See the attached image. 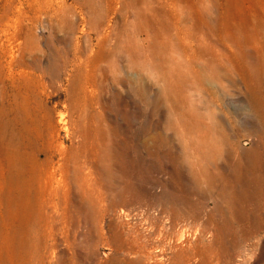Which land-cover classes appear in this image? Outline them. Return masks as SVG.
<instances>
[{"label": "rangeland", "instance_id": "374dc122", "mask_svg": "<svg viewBox=\"0 0 264 264\" xmlns=\"http://www.w3.org/2000/svg\"><path fill=\"white\" fill-rule=\"evenodd\" d=\"M0 264H264V0H0Z\"/></svg>", "mask_w": 264, "mask_h": 264}, {"label": "bare ground", "instance_id": "6f19581e", "mask_svg": "<svg viewBox=\"0 0 264 264\" xmlns=\"http://www.w3.org/2000/svg\"><path fill=\"white\" fill-rule=\"evenodd\" d=\"M15 115L12 117L11 124L6 123L2 125L3 135H2V151L6 159V163L8 164L9 169H16L19 170L18 172L21 173L18 176V180L21 182L23 180L22 171L23 168L26 166L25 160H28L29 163L32 162V155L28 154L24 151V147L28 141L27 138L30 137L31 132L28 130L19 118L17 111L15 110ZM5 115V114H4ZM2 115V116H4ZM8 122V121H7ZM13 123V124H12ZM208 156V155H207ZM35 158V157H34ZM202 165V164H201ZM205 165V164H204ZM201 167V166H200ZM35 169V168H34ZM27 173V172H26ZM17 175V174H16ZM208 175V174H207ZM12 177V176H11ZM12 179V178H11ZM205 179V178H204ZM15 181L14 183H16ZM158 201V200H157ZM158 203V202H157ZM162 203V202H161ZM155 204V203H154ZM157 205V204H156ZM163 205V204H162ZM166 206V204H165ZM164 206V208H165ZM157 207V206H156ZM168 207V206H167ZM129 210V209H128ZM127 210V211H128ZM145 210V209H144ZM153 210V209H152ZM162 210V208H161ZM174 210V209H172ZM149 211V208H148ZM157 211V210H156ZM160 211V210H159ZM126 212V211H125ZM132 212V211H128ZM142 212V211H141ZM130 213H128L130 215ZM143 213V212H142ZM164 213V212H163ZM162 212H159L160 216H155L151 219V231L149 234L145 236H141L138 234L139 239L143 240L142 246L139 249L143 258H149L152 254L151 252L155 249L156 246H149L147 242L152 241L154 239L162 240L164 237V228L169 227L172 228L177 224V220L173 217H168L166 214L163 215ZM154 215V214H153ZM135 216V215H134ZM187 216V215H186ZM129 217V216H128ZM140 218V217H138ZM150 219V218H149ZM125 220V219H124ZM145 222V221H144ZM184 222V221H183ZM143 224V223H142ZM186 225V224H185ZM127 226V225H126ZM187 226V225H186ZM128 227V226H127ZM126 227V228H127ZM132 226L130 225V228ZM142 227V226H141ZM185 228V226H184ZM150 229V228H149ZM126 230V229H125ZM143 230V229H142ZM148 230V229H147ZM183 230V229H182ZM144 231V230H143ZM137 232V231H136ZM175 232V231H174ZM173 232H171L172 234ZM181 234V233H180ZM128 235V234H127ZM182 235V234H181ZM170 236V235H169ZM179 237V236H178ZM181 238V237H179ZM133 239V238H132ZM165 239V238H164ZM173 239V237H172ZM133 241V240H131ZM156 241V240H155ZM170 241V240H169ZM134 242V241H133ZM140 242V241H139ZM135 243V242H134ZM131 245V244H130ZM136 245V244H135ZM134 248V247H133ZM135 249V248H134ZM159 249V248H158ZM166 249V248H165ZM164 249V250H165ZM137 250V249H136ZM135 250V251H136ZM134 252V251H133ZM135 253V252H134Z\"/></svg>", "mask_w": 264, "mask_h": 264}]
</instances>
